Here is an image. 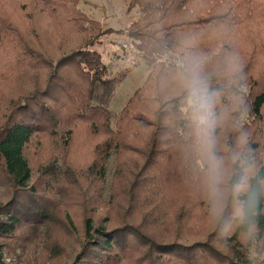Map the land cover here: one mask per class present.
<instances>
[{"label": "trees", "instance_id": "16d2710c", "mask_svg": "<svg viewBox=\"0 0 264 264\" xmlns=\"http://www.w3.org/2000/svg\"><path fill=\"white\" fill-rule=\"evenodd\" d=\"M78 5L0 0V186L7 202L0 204V240L31 243L40 228L61 223L74 232L76 198L90 192L93 206L109 211L80 215L71 264H264V0H131L141 14L129 32L137 49L150 57L174 54L183 66L156 65L114 125L107 105L122 77H109L93 50L103 27ZM194 60L215 94V112L232 113L215 130L232 139L225 151L217 138L215 154L229 173L219 185L220 203L210 195L209 162L195 146L180 82ZM112 153V196L95 204ZM241 175L256 192L251 206L246 193L231 191ZM215 210L212 234L188 244L187 233L204 234L198 220ZM226 224L231 236L215 239ZM247 235L256 236L258 258L241 243ZM220 244L227 252L213 246ZM50 247L48 260L64 254L57 237Z\"/></svg>", "mask_w": 264, "mask_h": 264}, {"label": "rangeland", "instance_id": "374dc122", "mask_svg": "<svg viewBox=\"0 0 264 264\" xmlns=\"http://www.w3.org/2000/svg\"><path fill=\"white\" fill-rule=\"evenodd\" d=\"M130 1L131 0H79L78 5L80 12H82L87 19H89L90 21H96L103 27L102 35L96 40L93 50L101 53L102 60L107 69L109 77H122L121 82L116 86L115 92L112 94V97L107 105L108 110L113 116V125L121 117L122 113L125 112L126 107L129 106L131 100L134 97V94H136L137 91L146 84L148 78L152 74L157 72L155 69L156 65L162 63L165 64V67L172 68L174 70H176L174 66H183L182 62L179 61L178 57L174 54H169L162 58L150 57L144 55L143 52L137 49L136 43L130 36L129 32L134 23H136L137 20L141 17V14L137 8L130 7ZM261 58L262 57H259V59ZM210 63L211 61L208 62V65ZM171 75H173L172 72ZM171 75L169 76L171 77ZM169 85L170 83H163V86L165 88H168ZM171 97L172 95H168V98ZM240 99L248 101V98ZM215 113L220 122H223V118L232 116L231 112H222L221 116L217 114V111ZM128 117L129 113L126 115V118ZM225 125L228 128L232 127V125H229L228 123H226ZM215 136L217 139L221 135L216 134ZM219 139L221 141V143L219 144V149H225L226 151V146L230 145L232 139H230L228 134ZM136 141L140 142V137H136ZM44 157L45 156L42 157L41 155V160ZM29 158L32 163H35L38 159H33L31 157ZM223 164L222 172L229 175V173H227L228 165ZM107 165V187L105 193L103 192V197L99 199L98 202H94L95 204L102 203L104 199L109 200L112 196V176L118 168V161L114 153H112V156L108 160ZM223 199L224 197L221 196L218 199V202L220 203V201H222ZM76 201L78 204L77 213L79 219L73 218V220L76 222V230H74V232L65 230V223H61L58 225V228H56V230H54L55 228H48L46 230L40 228L38 230L39 232L35 235L37 239L34 242L31 241V243L20 245V243L10 244L6 242V240H0V257H2L1 264H71L79 251V246L81 243L80 235L83 232L84 218H80V215L94 216L95 214L99 217H106L109 211V208L107 209L101 206H93L94 198L90 192H86L85 196L82 198V201L81 196L77 197ZM5 203L7 202L4 196V189L0 186V204ZM92 207L93 209L95 207L96 210H91ZM164 207L166 210H168L171 206L167 203L166 205H164ZM71 210H69L68 213L69 215L71 214L72 216H74L75 212ZM215 213H218V211L215 210V212L208 214L204 218H199L198 223L203 226V228L205 229V233L199 235L201 233V228H196L194 230V236L189 237V233H187V238L185 239L187 240L188 244L199 241L198 238L203 235L212 234L211 231L216 221L214 215ZM116 214L121 216V213L119 211H117ZM161 217H163V215ZM217 224L219 225L218 220ZM186 228L187 227L185 226L184 229ZM230 232V225L226 224V226H223L222 229H220V232L218 233V235H216L215 239L221 235L229 237L231 236ZM52 237H57L59 243H61L64 249V254L54 260H48V256L45 253V247L47 249L51 248L50 242L52 240ZM211 243L213 244V242ZM241 243L250 247L249 251L251 250V254L253 255L252 257L258 258L257 256H259V250H256V236L247 235L246 237H244V239L241 240ZM220 245V247L222 248H219L215 245L213 246L217 249H220L221 251L223 250L224 252H227L224 250V244ZM226 245L230 247L232 243H226ZM229 249L227 248V250Z\"/></svg>", "mask_w": 264, "mask_h": 264}, {"label": "clouds", "instance_id": "9594fccd", "mask_svg": "<svg viewBox=\"0 0 264 264\" xmlns=\"http://www.w3.org/2000/svg\"><path fill=\"white\" fill-rule=\"evenodd\" d=\"M180 82L186 91L184 103L191 109L192 121L195 125V146L209 162L210 195L214 199H219L222 196L219 185L223 181V172L222 161L215 154L217 144L215 130L219 119L215 113V94H209L207 91V82L201 76L199 61L194 60L184 66L180 74ZM240 143H246V139L241 137ZM241 163L243 165L246 161L242 160ZM231 191L237 197L241 193H246L249 206L255 203L256 192L249 188L246 175L235 179Z\"/></svg>", "mask_w": 264, "mask_h": 264}]
</instances>
